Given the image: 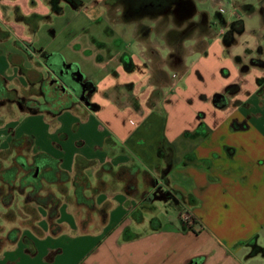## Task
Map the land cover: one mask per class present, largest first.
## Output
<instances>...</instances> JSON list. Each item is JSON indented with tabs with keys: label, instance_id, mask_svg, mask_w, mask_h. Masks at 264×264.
Listing matches in <instances>:
<instances>
[{
	"label": "crops",
	"instance_id": "obj_1",
	"mask_svg": "<svg viewBox=\"0 0 264 264\" xmlns=\"http://www.w3.org/2000/svg\"><path fill=\"white\" fill-rule=\"evenodd\" d=\"M165 1L167 8L135 13L123 2L112 5L114 0H76L75 5L65 0H0V77L6 88L14 83L16 86L8 89L16 92L37 86L47 77L52 83L55 75L44 59L59 54L65 67L77 66L73 75L83 84L85 93L82 100L55 115L23 116L22 108L12 106L13 116L7 114L5 118L1 112L7 111L9 103L0 105V134L3 139L9 135L6 146L13 138L31 135L33 151L59 159L61 168L69 173L76 157L83 163L96 162L98 167L116 170L132 166L140 171L136 197L121 191L112 198L107 190L96 196L97 206L105 207L106 212L103 240L101 235L90 233L59 244L58 237L51 240L56 241L54 245L37 246L36 254L23 252L19 258H7L0 264H98L93 257L113 231L119 240L125 230L129 232L132 222L143 221H136L134 215L139 214L131 203L151 204L155 209V202L169 201L152 199L159 187L178 200L180 227L161 224L159 230L149 229L143 236L129 232L137 235L132 241H140L142 246L129 257L130 264H247L242 256L257 253L260 235L264 237V86L245 83L242 73L246 71H239L236 82L228 69L240 66L241 60L234 59L231 52L241 45L238 35L250 33L241 26L236 37L225 36L231 24L220 14L222 27L217 26L206 11L197 9V0ZM208 1L217 7L216 12L223 6V0ZM185 3L191 6L189 13L177 9ZM124 5L127 21L121 11ZM233 5L231 18L236 19L237 9L243 6L251 16L246 3ZM66 10L73 13L69 20ZM171 10L179 18L201 15L192 27L198 29L189 35L175 32L173 27L177 25L166 20ZM50 15L64 20L61 30L51 21L46 23ZM100 19L107 25H129L131 37H124L127 32H123V26H119L120 31L115 27L119 36L112 41L120 46L106 54L102 46L95 47L102 45L96 31L90 38L82 36L90 24L102 27L97 23ZM213 25L218 27L216 32L211 30ZM60 35H65V40L56 46ZM254 44L258 46L256 41ZM214 49L228 51L230 63L220 62L227 81L217 71L198 67ZM256 49L248 54L245 51L243 60L256 56ZM26 56L40 62L43 74L37 66L27 64ZM89 64L96 75L83 73L82 68ZM34 70L38 78L30 76ZM104 174L108 179L103 181L108 185L111 178ZM185 210L195 217L192 227L180 220ZM90 236L100 238L96 244H86L75 259L78 247L73 253L65 252L66 245L74 248L75 244H69Z\"/></svg>",
	"mask_w": 264,
	"mask_h": 264
},
{
	"label": "rangeland",
	"instance_id": "obj_2",
	"mask_svg": "<svg viewBox=\"0 0 264 264\" xmlns=\"http://www.w3.org/2000/svg\"><path fill=\"white\" fill-rule=\"evenodd\" d=\"M196 1V0H195ZM233 2H237L244 4L246 3L247 5L252 7V10L250 11L251 16H247L248 13L245 10L246 7L243 6L241 9H237L236 12V19L231 18L229 16V12L233 10ZM112 5H120L123 4L122 2H118L115 0V2L111 3ZM197 9L198 10H203L206 11L207 16L211 21L217 22V26L222 27V25H219V17L216 13L217 7H213L208 0H205L204 2H201L200 0L196 1ZM223 9V14H221L226 22L229 24H234L237 22V29L245 28V31H248L250 34H241L238 35L236 30L233 28L231 29L230 26H228L225 29V33L229 37H236L241 36V45L240 47H236L231 49V52L234 53V59H237L238 61L241 60L239 63L240 66H236L235 69L232 70V68L228 69L231 72V79L234 78L239 74V71H246L245 73H242V79H244L245 83L250 84L251 86L254 85H263L264 86V63L262 65H259V62H264V56L262 58H259L258 55H263L264 54V0H223V6L221 7ZM125 5L123 9H121L122 13L126 14L125 11ZM66 15V20L70 19V15L73 13L69 12V10H66L65 12ZM75 13V12H74ZM116 13V12H114ZM113 13V14H114ZM121 13V14H122ZM122 14V17H123ZM155 14H152V16ZM149 16V15H148ZM151 16V17H152ZM175 13L173 10L169 12L166 15V20L172 23L173 25H177L176 27H173V30L175 32H179L181 35H189L193 31H195L196 28H193V25L197 23V21L201 20L202 17L199 15H192L188 17H176ZM89 19L93 20V17L88 15L87 16ZM126 16L123 17L124 21H127ZM154 19V18H153ZM149 19V20H153ZM48 22L51 21L52 24L55 23L57 26L58 30H61V27L63 25L64 20L60 21L58 17L54 18V15H50L47 19ZM196 20V21H195ZM99 21V23H98ZM100 20H97V23L99 26L98 28H94L93 25L90 24V26L86 27L87 31L82 35L83 37L90 38L93 34L94 31H96V34L102 38V45L96 44L95 47H103L104 52H111L114 48H118L120 45L116 44L115 41H112V37L115 35L119 36L118 33H115L114 28L118 29L120 31V27L123 30V32H127L124 34L125 38H130L131 37V32L128 31L130 30L129 25H117L113 26V24H105V23H100ZM45 22L42 24H46ZM212 25V23H211ZM216 25V24H215ZM213 25L212 26V31L216 32L218 29L217 26ZM109 26V27H108ZM113 26V27H112ZM120 26V27H119ZM182 26V27H181ZM233 27V26H232ZM47 40H50L47 39ZM65 40V35H60L59 39L55 42L56 46H60L61 42ZM223 40V38L220 39V42ZM127 41L128 40H124ZM257 43L258 46H256L254 43ZM190 43L187 42L186 45H189ZM130 44H128L129 46ZM132 47H135L134 43L131 44ZM127 48V45L126 47ZM257 48V49H256ZM130 52H134L132 49L129 48ZM256 49L257 54L255 52L256 56L246 58V61L243 60V55L245 56L244 52L250 53L251 50ZM126 54H130L129 51H124ZM107 54V53H106ZM261 55V56H262ZM132 56V55H131ZM27 58L26 61H28L29 66H37V68L40 69L38 71L39 73L44 72V68L40 62L35 60V58ZM189 62L193 60L192 56L188 57ZM30 61V62H29ZM229 61L230 63V56L228 54V51L226 50L224 53H221L220 50H211V52H208V56L206 59H202L198 63V67L201 69L203 68L204 70H212V71H217L223 78V80L227 81V77H225L221 73V69H223V66L220 64L221 63H226ZM93 64V62H92ZM90 66L88 67H83V73L87 76L91 75L90 72L94 73V67L93 65L89 64ZM224 65V64H223ZM228 65V64H227ZM90 70V71H89ZM33 74L31 73L30 76H34L38 78V73L36 70H34ZM233 71V72H232ZM95 74V73H94ZM28 75V74H27ZM96 75V74H95ZM236 82H238V77L236 78ZM240 78V80H242ZM202 79H198L196 81H201ZM230 80V78H229ZM195 81V82H196ZM194 82V84H195ZM202 86H205L206 83L204 80L201 81ZM20 85V84H19ZM233 85H238V83H234ZM11 88L13 86H16L14 83H11L9 85ZM21 86V85H20ZM19 86V87H20ZM85 87H89V85H85ZM54 86L50 84V80L48 77L44 80H42L37 86H29V87H22L19 89V91H16L17 95L19 97H22L26 101H37L38 99L40 101L43 100L44 96H46L51 102L49 105L54 104V107L58 109L60 105L66 103L68 101V95L66 93H61L59 88H57V92H53ZM44 90V92L42 91ZM187 90V89H186ZM44 93V94H43ZM178 96L182 97V94H179ZM43 97V98H41ZM37 99V100H35ZM42 99V100H41ZM38 100V102H40ZM36 102V103H38ZM44 103V101H43ZM59 103V104H58ZM12 106H18L16 103H9V106H7V111H2L1 114L7 118V114L11 117L13 116V111H11ZM15 109V108H14ZM44 114H50L53 115L49 112H43ZM30 114L27 112V110L22 109V115ZM3 134H0V149L6 148L7 141L9 139V135H5L3 139ZM2 147V148H1ZM89 163V164H88ZM87 164L90 167L89 171V177L88 180L89 182L96 184V177L95 173L98 170V164L96 162H88ZM99 179L101 180H107L108 176L105 175L103 172L99 173ZM84 183L83 179H81L80 183ZM122 184L118 182H109L107 185V195L111 196L112 198L114 196H117V194H120L122 191ZM72 189H70V195H71ZM22 198L18 195H14V200L11 206L4 207L0 203V261L6 260L7 258H19L20 254L23 252L27 254L28 256L31 254H36L37 252V246H42V245H48V243L54 245L56 244V241H51L54 238L60 237L59 244H63L64 242L70 241L72 238L82 236L83 234H97L104 235L105 228L107 225V222H104L103 215H94L91 212H88L84 207L77 206L74 204L73 201H63L61 204L60 208V218L58 223H60L62 230L61 233L58 234L57 236H51L49 233L48 229V224L47 221L45 220V211L40 208L36 207L33 205H29L26 207L22 206ZM132 207L136 206L137 212L139 215H134L136 218V221H141V223H135L132 222L129 226V232L137 233L140 234V236H143L147 233H149V228H150V221L153 219H158L162 225L165 224H174L176 226L180 227V221L177 218V211L179 210L178 206L175 205L174 203H171L168 201L167 203L163 202H155L154 206L156 207L155 209H152L151 204H144L141 205L139 203H131ZM152 209V210H151ZM144 212V215H140L141 212ZM179 212V211H178ZM142 216V217H141ZM107 229V228H106ZM11 230L16 231V241L11 242L9 238L7 237L8 232ZM114 232V231H113ZM111 233L106 242L103 245H101V250L99 253H97L93 258H95V262L98 264H130V259L129 257L131 255H134L135 253L139 252L142 250V246L140 241L137 240H131V241H125L123 240L122 236H120V239L118 240V233L114 232ZM95 235V236H97ZM95 236H90L89 239L83 241L78 239L77 241H73L69 245L75 244L74 248L65 247L66 253L70 252L73 253L75 251V248L77 250V253L74 255V259L80 255L81 250L83 247H86V244H96V241L100 238L99 236L97 239ZM100 239V241H102ZM117 240V243H116ZM49 241V242H48ZM54 243V244H53ZM258 251L257 253H252V256H247L243 255L241 260H245L247 264H264V237L263 235H260V239L258 241ZM250 253V251L248 252ZM19 255V256H18ZM246 257V258H245ZM71 260V259H70ZM123 261V262H122Z\"/></svg>",
	"mask_w": 264,
	"mask_h": 264
},
{
	"label": "trees",
	"instance_id": "obj_3",
	"mask_svg": "<svg viewBox=\"0 0 264 264\" xmlns=\"http://www.w3.org/2000/svg\"><path fill=\"white\" fill-rule=\"evenodd\" d=\"M65 1L77 4L76 0ZM44 63L56 77V81L50 83L54 86L53 92H57L56 84H59L60 89H64L68 94L66 103L56 109L54 104L49 105L51 101L46 96L42 104L26 101L15 91L6 88L5 80L0 77V105L12 102L30 114L49 112L55 115L81 98L80 89L82 87L76 78L72 77L77 72L76 65L65 67L59 54L47 55ZM33 148L34 137L21 135L11 139L6 148L0 149V203L4 207L11 206L14 195L18 194L22 198L23 207L33 205L42 208L45 211V219L51 236L58 235L62 230L58 223L62 200L73 201L75 205L84 207L88 212L106 216L105 207L99 208L95 202L96 196L107 190L106 182L99 179L101 172L109 174L111 181L122 184V192L126 196L133 198L139 194L137 177L140 171L132 166H120L113 170L110 166L102 165L95 173L97 182L92 185L87 173L90 168L88 162L91 161L83 163L81 157H76L73 172L69 173L61 168L59 159L44 152H34ZM81 179L84 183H80ZM70 189H72L71 195ZM160 225L158 219H153L150 221L149 229L157 231ZM136 236L125 230L123 240H132ZM7 237L11 242H15L16 231L11 230Z\"/></svg>",
	"mask_w": 264,
	"mask_h": 264
},
{
	"label": "flooded vegetation",
	"instance_id": "obj_4",
	"mask_svg": "<svg viewBox=\"0 0 264 264\" xmlns=\"http://www.w3.org/2000/svg\"><path fill=\"white\" fill-rule=\"evenodd\" d=\"M115 1V0H114ZM118 2H123L125 5H128V9L131 10V11H134L135 13H138V12H143V11H151V12H154V11H157L158 9H163V8H167L168 6V2L166 3L165 0H116ZM191 6L189 3H185L183 5H179L177 7L178 11L180 12H188L189 13V10H190ZM248 8L250 9V11L252 10V7L251 6H248ZM218 12V10H217ZM216 12V13H217ZM218 17H220V13L218 12L217 13ZM233 26V27H232ZM231 29L235 28L234 30H236L237 32H240V28L237 29V22L234 23V24H231L230 25ZM263 62H259V65H262ZM74 79V75L72 76ZM53 81H56V77L54 78ZM73 83V82H72ZM79 85L82 87L80 89L81 91V98L80 99H77V100H82L84 98V89H83V84L81 82H79ZM57 87L60 89V85L59 84H56ZM76 89V87H75ZM61 93H66L64 89H62L60 91ZM67 94V93H66ZM68 95V94H67ZM76 100V101H77ZM43 101H44V98H43ZM156 192H159L157 195H156ZM165 191L162 189H160V187L158 189L155 190V196H157L158 198H169L168 200L171 202V203H174L175 205H177L178 207L180 206L178 200L173 197L172 195H170V193H164Z\"/></svg>",
	"mask_w": 264,
	"mask_h": 264
},
{
	"label": "built area",
	"instance_id": "obj_5",
	"mask_svg": "<svg viewBox=\"0 0 264 264\" xmlns=\"http://www.w3.org/2000/svg\"><path fill=\"white\" fill-rule=\"evenodd\" d=\"M219 13L220 14H223V9L220 8L218 9ZM180 220L187 226L189 227H192L193 225L196 224V220H195V217L188 211H183L181 214H180Z\"/></svg>",
	"mask_w": 264,
	"mask_h": 264
},
{
	"label": "water",
	"instance_id": "obj_6",
	"mask_svg": "<svg viewBox=\"0 0 264 264\" xmlns=\"http://www.w3.org/2000/svg\"><path fill=\"white\" fill-rule=\"evenodd\" d=\"M156 193L158 194L159 192H156ZM154 194H155V193H153V197H152V199L155 198V197H157V196H155ZM156 200H159V198L156 199Z\"/></svg>",
	"mask_w": 264,
	"mask_h": 264
}]
</instances>
